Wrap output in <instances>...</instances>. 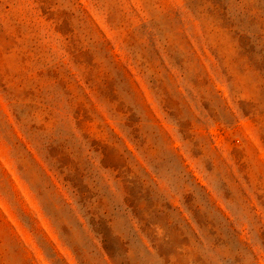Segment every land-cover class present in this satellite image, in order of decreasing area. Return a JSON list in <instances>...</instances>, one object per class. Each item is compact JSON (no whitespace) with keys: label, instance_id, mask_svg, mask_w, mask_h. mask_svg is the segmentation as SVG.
<instances>
[{"label":"rangeland","instance_id":"rangeland-1","mask_svg":"<svg viewBox=\"0 0 264 264\" xmlns=\"http://www.w3.org/2000/svg\"><path fill=\"white\" fill-rule=\"evenodd\" d=\"M0 264H264V0H0Z\"/></svg>","mask_w":264,"mask_h":264}]
</instances>
